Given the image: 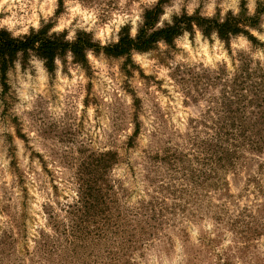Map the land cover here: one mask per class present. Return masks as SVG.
<instances>
[{"label":"rangeland","instance_id":"374dc122","mask_svg":"<svg viewBox=\"0 0 264 264\" xmlns=\"http://www.w3.org/2000/svg\"><path fill=\"white\" fill-rule=\"evenodd\" d=\"M259 1L251 4L253 14ZM157 3L16 0L10 11H0V29L27 28L22 37L36 31L30 22L37 21L49 35L63 24L51 36L74 40L87 32L109 45L130 30V21L122 20H144ZM214 3L213 17L232 13V0ZM249 3L240 0V11L245 5L249 12ZM211 4L164 0L162 14L178 6L173 21L191 6L193 14L207 17ZM262 18L250 33L264 34ZM187 33L130 56L91 50L87 65L67 52L55 59L53 71L29 51L0 71V264H264V153L243 152L235 168L220 171L214 189L194 145L212 133L201 121L226 116L218 108L242 61L264 69L254 59L264 55V44L245 34L224 41L198 28ZM107 152L118 155L103 171L110 195L130 218L138 214L144 231L134 237L120 231L91 254L74 253L51 215L66 217L78 184L95 175V162ZM45 245L65 249L48 255Z\"/></svg>","mask_w":264,"mask_h":264},{"label":"trees","instance_id":"16d2710c","mask_svg":"<svg viewBox=\"0 0 264 264\" xmlns=\"http://www.w3.org/2000/svg\"><path fill=\"white\" fill-rule=\"evenodd\" d=\"M163 2L164 0H159L153 8L146 11L144 23L139 28L135 40L128 38L129 31L125 28L119 42L109 45L95 42L87 32L78 33L74 40L69 41L60 35L50 36L43 28L15 39L7 30L0 29V71L6 73L9 63L13 62L18 52H35L44 60L48 70L53 71L55 59L67 52L72 54L77 63L87 65L88 51H103L113 56H130L133 51L151 50L160 41L172 43L185 32L192 33L195 28L206 36L215 32L224 41H229L232 36L240 34L247 35L253 41L256 39L248 27L258 26L261 16L264 15V0H261L253 15H250L243 5L239 15L233 16L232 13H228L223 24L218 23L221 17L208 18L198 13L189 16L184 13L174 17L171 25L166 23L162 28H157ZM242 63L239 76L225 84L226 90L218 112L226 116L212 118L208 125L201 121L212 133L194 142L199 155L197 158L203 159L210 177L214 178L211 183L214 189L219 188L221 184L220 171L235 168L243 152L264 153V69L260 67L255 70L249 69L245 60ZM138 130L137 125L135 133ZM170 157L173 155L167 158ZM117 160V153L101 154L95 162V175H90L88 179H83L82 183L78 184V198L68 206L66 217L59 219L51 215L55 231L64 234L68 244L66 249L74 253L90 250L91 254L97 243H103L107 239L115 241V236L120 231L125 232L128 229L132 237L136 235L137 229L138 233L144 231L142 222L135 219L137 213H133L130 218L120 210L117 200L110 195V187L103 177V171L108 169L111 162L116 163ZM146 211L140 214L145 216ZM129 228L133 231L130 232ZM61 246L62 249L57 245L51 249L45 245L42 249L48 255H52L65 249V246Z\"/></svg>","mask_w":264,"mask_h":264},{"label":"clouds","instance_id":"9594fccd","mask_svg":"<svg viewBox=\"0 0 264 264\" xmlns=\"http://www.w3.org/2000/svg\"><path fill=\"white\" fill-rule=\"evenodd\" d=\"M16 0H0V11H10L14 4H15ZM146 3H148L149 5H152V4H155L158 2V0H145ZM49 3H52L54 4L55 3V0H44V5H47ZM254 3V0H250V3H249V14H253V8L251 7V4ZM239 4H240V0H232V3L231 5H229V9L231 10L233 16H237L239 15V12H240V8H239ZM215 7V3H214V0H213V4L209 5V11L207 13V17L208 18H211L214 16V9ZM41 10L43 11V5L41 7ZM176 12V14H179L180 12V9L178 6H175L173 8H169V7H165L164 8V12L163 14L160 16L159 18V21L156 25L157 28H162L163 25H164V22L167 21L169 23V25L172 24V14L173 12ZM226 12H227V9L226 10H222L221 12V19L218 21L219 24H223L225 23V19H224V16L226 15ZM193 14V9L191 6H189L188 8V15L191 16ZM47 17H48V12H44V18L45 20H47ZM262 20H264V18H262ZM131 23V27H130V30H129V33H128V38L131 39V40H135L137 35H138V31H139V26L141 24L144 23V20L139 16V15H133V16H130V17H126L124 20L121 21V23H127L129 22ZM31 26L36 29V31L38 32L40 30V24L39 22L37 21H31ZM261 28H264V22L261 23L260 25ZM63 28H64V25L63 24H59L53 28L50 29L49 31V35L51 36L53 33H60L63 31ZM193 28H195V24H193ZM14 25H9L8 26V31L11 33V36L13 39L19 37L22 32L23 33H27V28H23L21 29L20 31H14ZM185 37H187L188 33L185 32ZM199 35V34H198ZM213 37H215L216 33L213 32L212 33ZM251 35L256 38L261 44H264V34H261L260 31L258 30H255L253 29L251 31ZM72 39V36H67L66 37V40H71ZM117 43L119 42V39H117L116 41ZM159 43V42H157ZM20 53L18 52L17 53V56H19ZM87 56L89 59H91V53H87ZM259 59L260 62L262 64H264V55H260L259 57H254V59ZM56 64H59V60H55L54 61ZM17 67H19V64L17 63L16 65Z\"/></svg>","mask_w":264,"mask_h":264}]
</instances>
